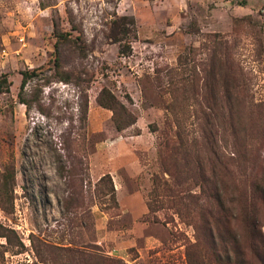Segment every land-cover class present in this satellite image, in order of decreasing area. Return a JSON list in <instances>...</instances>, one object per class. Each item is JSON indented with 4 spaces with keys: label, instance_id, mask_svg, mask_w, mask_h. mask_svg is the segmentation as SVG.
<instances>
[{
    "label": "rangeland",
    "instance_id": "374dc122",
    "mask_svg": "<svg viewBox=\"0 0 264 264\" xmlns=\"http://www.w3.org/2000/svg\"><path fill=\"white\" fill-rule=\"evenodd\" d=\"M49 1L0 0V264H264V0Z\"/></svg>",
    "mask_w": 264,
    "mask_h": 264
},
{
    "label": "trees",
    "instance_id": "16d2710c",
    "mask_svg": "<svg viewBox=\"0 0 264 264\" xmlns=\"http://www.w3.org/2000/svg\"><path fill=\"white\" fill-rule=\"evenodd\" d=\"M50 5L49 0H39V6L41 8H45ZM126 18L124 16H115L113 20L110 21V28L111 30L106 34L107 38L111 39L114 42L118 43L119 50L118 53L120 55H126L131 51L130 41L127 40L126 36L131 31L129 25H133L134 22L132 20H128V22H125ZM54 36H55V42H54V50H53V69L59 74V78L61 80H67L68 73L61 70V64L59 62V45L63 38H65V35L62 32H59L56 28L54 29ZM81 52L84 54V50L81 48ZM231 69V68H229ZM39 71V69H25L20 71L22 78L20 83V89L22 90L26 83L28 82L29 78L36 74V72ZM229 77H230V73ZM231 91L227 93V101L229 104V111L232 116L231 123L233 126H235L236 123V114L238 113L237 109L240 106H245V100L244 98L240 97L238 94V88H240L239 83L237 82V79L234 75H231ZM220 82V79L218 80ZM10 82L8 81L7 74L2 73L0 75V92H6L9 91ZM25 102V101H24ZM97 102L99 105L109 108L113 111L114 115V122L118 129H122L132 123L135 122V119L131 117V114L127 112V110L124 108L122 104L119 103L118 99L115 97L113 93L108 88L103 87L98 95H97ZM248 106H255L253 102H249ZM120 108L124 114H126L125 121H120V117L117 116V109ZM244 108V107H243ZM117 116V117H116ZM1 181H0V206L6 210V205L12 204L13 199V185L15 184V172L14 167L11 164H5L3 166V171L1 173ZM101 185H104L106 188V194L110 196V200L114 202L116 205L115 200V188L112 183L111 176L109 174L103 175L97 182V189H100ZM102 190V188H101ZM104 192V191H103ZM149 208L150 205H149ZM114 264H122L119 260H114Z\"/></svg>",
    "mask_w": 264,
    "mask_h": 264
}]
</instances>
